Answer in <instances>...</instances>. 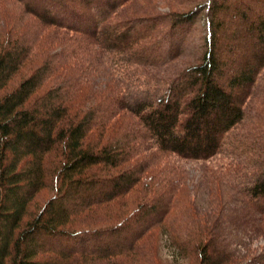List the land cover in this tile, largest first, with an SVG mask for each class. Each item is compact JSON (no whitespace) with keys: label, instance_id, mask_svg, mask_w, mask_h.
<instances>
[{"label":"trees","instance_id":"trees-1","mask_svg":"<svg viewBox=\"0 0 264 264\" xmlns=\"http://www.w3.org/2000/svg\"><path fill=\"white\" fill-rule=\"evenodd\" d=\"M16 1L23 23L0 29V264H264V131L233 132L263 119L247 104L264 98V0ZM205 8L204 49L167 75ZM221 153L201 205L180 160Z\"/></svg>","mask_w":264,"mask_h":264},{"label":"rangeland","instance_id":"rangeland-1","mask_svg":"<svg viewBox=\"0 0 264 264\" xmlns=\"http://www.w3.org/2000/svg\"><path fill=\"white\" fill-rule=\"evenodd\" d=\"M182 1V2H181ZM190 0H179V2H181L182 4L179 3H175L174 6H171V4L173 3H169L168 4L165 1H162V3L158 4L156 3V6L152 9L154 13H167L170 11H173L174 9H179V10H184V9H188L190 8L193 4L189 3ZM198 2H200L201 0H197ZM202 4H206L209 3L210 0H202ZM196 4V3H195ZM22 7L20 2L16 1V0H0V29L1 28H6L9 27L12 23H14L15 21H17L18 23H20V17L23 16L21 23H23L25 16L22 13ZM133 14H131V10L128 7H125L121 10V16L122 17H132ZM26 18H28L26 16ZM30 19V18H28ZM117 19L116 16H113L112 18H110L111 21H115ZM193 30L191 31V35L188 37V44H189V49L192 52L191 55H185V58H181L183 60H179V62H173L171 65L168 66V71H167V75H170L173 71H177L179 69H181L182 67H184L186 65V61H195L193 59V57H198L201 53V51L204 49L203 47V43H204V37L208 34L209 31V16L207 14V9L205 8L204 10H202V12H200L192 26ZM185 61V62H184ZM175 63V64H174ZM170 69V70H169ZM172 69V70H171ZM264 71V70H263ZM261 78L264 77V72H262V75L260 76ZM260 78L261 84L263 82V80ZM147 87H151V86H146ZM257 90V89H256ZM259 94V93H258ZM260 96H262V94H259ZM258 97L257 98H249L248 100V108L250 111H252L251 113H249L250 115H253L255 111V109H259L260 110L263 108L264 110V98L263 97ZM262 103V104H261ZM259 105V107H257ZM251 107V108H250ZM248 110V111H249ZM263 114V119L260 120H256L253 118H251L249 121L247 120L244 124H241L237 127V129L233 132H235L236 135L239 134H243L244 130L246 129H250L253 124H255V126H259L261 127V129L264 131V111L261 113ZM245 125V126H244ZM234 134V135H235ZM164 161H166L167 165H166V169L168 170L169 167H173V163L176 159L178 160V158L174 155H165L163 156ZM176 160V161H177ZM160 161V165L165 163L162 161V159L158 160ZM162 161V162H161ZM181 161V165L182 167L188 172L189 175V179L188 182L189 185V189H191L195 194L197 191V194H199V203L201 205H206L207 201L210 200L209 194H208V190H206L203 187V184H200V173H201V167L203 164L210 166V168L214 167L215 165H219L220 163H227L229 161H232V158L229 157L227 154L225 153H221L219 155H216L213 159L209 160V161H205V162H201V161H186V160H180ZM165 175H168L169 172H167L166 170H164ZM202 179V178H201ZM195 184L197 185V187L195 186ZM194 186L196 188H194ZM53 190L51 188H48L45 193H42V197H47V196H51L53 194ZM196 194V195H197ZM198 197V195H197ZM264 246V238L259 237L258 239L254 240L253 243V247L258 248V247H263ZM261 249V248H260ZM160 254L163 258H171L172 254L171 251H169V248L166 246V244L164 243V247H162L161 245V249H160ZM180 264H187V260L186 259H179Z\"/></svg>","mask_w":264,"mask_h":264}]
</instances>
